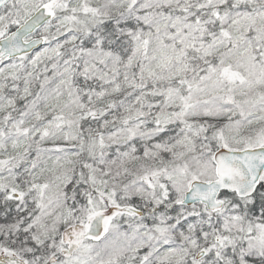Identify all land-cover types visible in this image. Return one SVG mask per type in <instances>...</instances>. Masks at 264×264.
<instances>
[{
    "label": "snow or ice",
    "instance_id": "snow-or-ice-1",
    "mask_svg": "<svg viewBox=\"0 0 264 264\" xmlns=\"http://www.w3.org/2000/svg\"><path fill=\"white\" fill-rule=\"evenodd\" d=\"M0 264H264V0H0Z\"/></svg>",
    "mask_w": 264,
    "mask_h": 264
}]
</instances>
